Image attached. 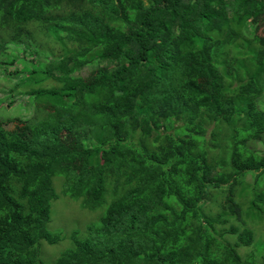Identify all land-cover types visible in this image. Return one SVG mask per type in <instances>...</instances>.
Instances as JSON below:
<instances>
[{"label": "trees", "instance_id": "16d2710c", "mask_svg": "<svg viewBox=\"0 0 264 264\" xmlns=\"http://www.w3.org/2000/svg\"><path fill=\"white\" fill-rule=\"evenodd\" d=\"M259 23L264 0H0L3 53L60 52L53 66L20 69L55 85L27 93L46 104L16 118L30 137L0 120V264H45L36 244L58 239L45 228L54 176L83 208H105L88 227L101 239L73 232L52 264H243L235 248L253 235L241 205L217 202L229 181L264 170L246 145L264 136ZM240 128L254 134L244 141ZM231 219L242 228L221 229Z\"/></svg>", "mask_w": 264, "mask_h": 264}, {"label": "rangeland", "instance_id": "374dc122", "mask_svg": "<svg viewBox=\"0 0 264 264\" xmlns=\"http://www.w3.org/2000/svg\"><path fill=\"white\" fill-rule=\"evenodd\" d=\"M257 34H261L264 30V25L259 23ZM245 38L251 39L254 32H246ZM36 35L38 44L40 43V37ZM53 47V54H50L48 59L39 58L30 54H26L25 58L16 60L13 65L7 66L6 74L5 65L0 64V120L2 127L9 131L17 133L21 138L25 139L30 137L31 128L27 125H22L19 121L29 123L26 119L31 117L36 109H41L46 106L45 103H39L32 100L27 96V93L31 88H43L45 90L52 89L55 85L51 81H38L37 77H34L32 82L37 84L23 83L25 78H29L28 74L24 76L20 69L24 67H34L36 63L43 62L47 66H53L54 60L57 59L60 54L58 50V43H50ZM45 51L47 48L43 47ZM2 48L0 47V52ZM17 55L21 57L22 53L10 46L7 56ZM3 56V55H2ZM0 56V59H2ZM6 56V55H5ZM17 73H13L16 70ZM11 100V101H10ZM43 102V101H41ZM258 105L264 108V95L259 100ZM48 110L46 114H50L53 111L51 105H47ZM4 121V122H3ZM210 128L208 127L206 139H210ZM254 133L248 132L243 128H240L236 136L241 137L242 140H247L252 137ZM243 144L238 145V153L242 154L244 151ZM75 145V144H74ZM250 149L256 150L259 155H264V136L258 141L252 139L248 140L246 144ZM247 146L245 149L247 150ZM248 151V150H247ZM211 155H215V152H210ZM230 155V149H227L220 160L223 162L227 160ZM242 180V183L239 182ZM63 178L61 176H54L52 178V186L58 197L50 203V220L46 223L45 228L53 235L58 236V240L54 243H48L44 240H40L37 243L38 257L41 262L45 264L54 263L59 257H61L67 250L74 247L71 239L73 232L77 233V237L81 240L101 239L100 235L95 232H90L88 227H96L99 225V219L102 215L105 205H102L95 210H88L81 206L79 200L70 198L62 192ZM219 191V190H218ZM218 197L219 207H222L225 203L226 197L229 200L238 202L240 210H242V218L245 222L243 227L249 228L253 237L252 242L246 247L242 241L238 242V246L235 248V252L242 256L243 264H260L264 262V170L256 173L250 171L245 173L242 177H236L228 182L226 187L224 186L223 192ZM257 197V199H256ZM256 199V200H254ZM255 201V202H254ZM254 202V207L251 203ZM218 207L215 206L213 211H217ZM229 225H236L241 227L242 225L231 219L227 226H221V229L225 230L230 228ZM242 228V227H241ZM223 240L229 242V245L235 243L237 239L234 235L229 233H222Z\"/></svg>", "mask_w": 264, "mask_h": 264}, {"label": "clouds", "instance_id": "9594fccd", "mask_svg": "<svg viewBox=\"0 0 264 264\" xmlns=\"http://www.w3.org/2000/svg\"><path fill=\"white\" fill-rule=\"evenodd\" d=\"M8 46H10V44H9ZM11 46L13 47V45H11ZM9 48H10V47H9ZM9 48H8V49H9ZM14 48H15V47H14ZM8 49H7L4 53H3V50L0 52V56L3 55V56H2V59H0V64H2V63H1L2 61H7V62H8V61L10 60L11 57H14V62H15L16 60L23 59V58H25V56H26V55H24L20 50H18V49H16V48H15L16 50H18L19 52L22 53V56H21V57H17V55H13V54H12V56H7V54H8ZM26 54H29L28 51L26 52ZM5 55H6V56H5ZM33 56H34V55H33ZM34 64H35L34 67H31V68L24 67V68H25V69H38V70H40V67H41L43 64H44V65H47L46 63H43V62H39V63L34 62ZM7 66H9V65H5L6 68H5V72H4L3 74L9 73V72H7ZM28 76H29V75H28ZM25 79H26V78H25ZM25 79H24V80H25ZM28 79H29V78H27V80H26L27 84H33V82H31L32 80L30 81V80H28ZM33 85H34V84H33ZM34 86H35V85H34ZM37 89H41V88H37V87H36V88H31V90H37ZM42 89H43V88H42ZM31 90H30V91H31ZM43 90H45V89H43ZM30 91H29V92H30ZM29 92H28V93H29ZM27 96H28V97H31L32 100H37V97L35 96V94H29V95L27 94ZM38 100H39V99H38ZM10 101H11V100H10ZM39 101H42V100H39ZM20 123H21V122H20ZM21 124L24 126L23 123H21ZM12 133H15V132H12ZM57 240H58V239H57ZM57 240H56V241H57ZM56 241H55V242H56ZM38 242H39V241H38ZM38 242H37V243H38ZM46 242H47V241H46ZM48 243H49V242H48ZM53 243H54V242H53ZM36 248H37V244H36ZM37 251H38V249H37ZM38 258H39V257H38ZM39 260H40V259H39Z\"/></svg>", "mask_w": 264, "mask_h": 264}]
</instances>
